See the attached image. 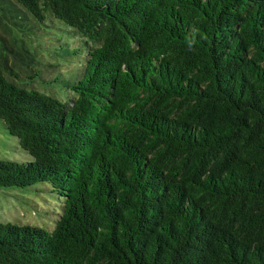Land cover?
I'll list each match as a JSON object with an SVG mask.
<instances>
[{"label":"trees","instance_id":"16d2710c","mask_svg":"<svg viewBox=\"0 0 264 264\" xmlns=\"http://www.w3.org/2000/svg\"><path fill=\"white\" fill-rule=\"evenodd\" d=\"M12 1L87 52L64 100L0 60V188L63 199L0 264H264V0Z\"/></svg>","mask_w":264,"mask_h":264},{"label":"rangeland","instance_id":"374dc122","mask_svg":"<svg viewBox=\"0 0 264 264\" xmlns=\"http://www.w3.org/2000/svg\"><path fill=\"white\" fill-rule=\"evenodd\" d=\"M86 52L84 39L64 23L50 16L38 23L12 0H0V60H7L20 80H25L26 74L38 72L37 80L25 82L32 89L61 100L70 99L65 84L74 80L69 78L72 72L82 70L81 59ZM31 60L34 65L30 64ZM0 159L32 161L1 121ZM62 203L63 199L48 183L26 189L0 188V223L39 227L51 232L61 214Z\"/></svg>","mask_w":264,"mask_h":264},{"label":"clouds","instance_id":"9594fccd","mask_svg":"<svg viewBox=\"0 0 264 264\" xmlns=\"http://www.w3.org/2000/svg\"><path fill=\"white\" fill-rule=\"evenodd\" d=\"M191 46V45H190Z\"/></svg>","mask_w":264,"mask_h":264}]
</instances>
